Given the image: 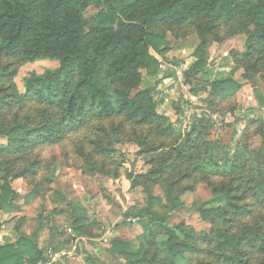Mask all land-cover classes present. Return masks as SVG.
<instances>
[{
	"label": "trees",
	"instance_id": "obj_1",
	"mask_svg": "<svg viewBox=\"0 0 264 264\" xmlns=\"http://www.w3.org/2000/svg\"><path fill=\"white\" fill-rule=\"evenodd\" d=\"M90 6L98 10L93 17L85 15ZM184 26L192 27L199 39L192 53L194 62L184 77L195 81L193 94L207 93L203 101L210 113L215 112L214 103L227 101L241 88L230 77L238 69L244 82L257 86V62L244 65L240 58L227 78L210 79L205 69L210 45L221 41L222 28L228 29L229 38L244 36L241 57L253 59L264 51V0H0V56L21 64L58 63L43 74L32 72L24 77L23 92L16 87L0 88V139L6 141L0 147V210L13 209L19 198L11 181L29 178L35 166L40 167V162L29 160V154L58 144L87 117H121L137 126L155 127L164 137L178 135L180 140L172 152H160L154 167L130 177L131 188H141L144 197L127 204L122 222L135 220L141 233L133 245L110 242L107 251L117 264L186 262L185 253L195 248L185 239L196 238L185 222L170 223L183 208L181 197L195 191L196 182L189 185L185 181L196 173L205 175L211 193L209 201L192 205L201 222L210 225L209 232L199 235L200 242L218 263L264 264V214L251 217L245 203L250 197L264 210V155L255 158L244 145L247 130L258 124L264 146V117L247 122L233 152L220 153L207 139L210 132H204L214 126L210 117L203 114L183 132L177 131L173 120L157 112L154 87L140 88L142 72L155 77L160 70L166 32ZM30 105L33 109H27ZM112 140L110 137L109 144ZM171 157L175 159L169 161ZM21 161L23 165L17 167ZM180 163L185 168L182 171H178ZM209 176L222 179L212 182ZM156 180L165 184L167 204L150 190L148 182ZM38 195L34 189L24 200L29 203ZM74 211V232L94 238L88 226L99 225L90 221L85 210ZM19 227L20 223L15 229ZM60 234L50 248L64 249L66 240ZM43 254L35 235L19 234L15 244L0 247V264H37ZM85 260L92 262L89 256Z\"/></svg>",
	"mask_w": 264,
	"mask_h": 264
},
{
	"label": "rangeland",
	"instance_id": "obj_2",
	"mask_svg": "<svg viewBox=\"0 0 264 264\" xmlns=\"http://www.w3.org/2000/svg\"><path fill=\"white\" fill-rule=\"evenodd\" d=\"M97 12L96 8L90 6L85 15L93 17ZM227 31V28H222L219 35L221 41L210 45L206 66L209 78L229 77L234 62L240 58L241 64L244 65L257 62L260 72L256 74L255 82L260 103L252 87L240 79L239 75L236 76V80L241 82L244 88L227 101L216 103L217 107L214 103L212 111L215 110L213 113L218 117L215 121L211 120L213 128L210 126L204 131L210 132L207 139L213 146H217L220 153L233 152L247 119L264 117V51L256 53L253 59L241 57L240 53L244 51V36L229 38ZM166 41L167 45L160 56L159 72L153 79L142 72L140 88L153 85V81L161 83L164 78L171 79L169 86L163 88L166 89L163 98L160 99L159 93L154 94V97L158 113L161 115L168 113L172 119L179 118L177 131L181 132L185 114L188 116L190 112L196 110L210 111L203 102L207 93L201 90L197 95L193 94L191 90L197 88L195 81L186 80L182 74L184 71L182 64L193 61L192 53L198 46L199 39L192 27L184 26L166 32ZM57 66V62L47 60L21 64L15 58L0 56V75L4 74L0 76V88L16 87L19 92H23V79L29 73L43 74ZM176 71L181 75L176 76ZM11 74L14 75L13 78H10ZM163 101H167L168 104ZM239 105L241 112L237 110ZM27 109H33V106L30 105ZM177 111L180 113H176ZM258 130V124L249 127L246 132L248 139L244 144L247 153H252L255 158L261 153L264 155L262 137ZM110 137L113 138L111 144ZM179 140L178 135L164 137L157 133L155 127L137 126L121 117L102 120L87 117L79 129L67 134L58 144L40 147L27 156L33 162H40V167L35 166L34 174L29 178L11 181V189L19 198L13 203L14 212L8 211L9 215L6 218L0 216V221L5 219L4 224L8 223L6 231L10 233L11 240L15 237L12 228L18 223L21 233L36 232L38 248L43 252L50 248L56 233H62V240H66L64 249L70 252L74 245L75 251L56 264H117L107 251L110 242L121 240L133 245L135 237L141 233L135 220L122 222V213L127 209V204L142 201L144 197L141 188H131L130 177L154 167L160 152L167 150L172 152V148L177 146ZM5 143L4 139H0V146ZM198 143H201V140ZM110 145L112 151L108 152ZM157 147H161L160 151L145 152L148 148ZM173 159L175 158L171 157L169 161ZM23 163L24 161H21L17 167H21ZM179 165L181 167L178 171L185 169L182 163ZM209 177L212 182H219L222 179L221 176ZM204 179L205 175L196 173L185 181L189 185L196 182L195 191L181 197L183 208L174 214L170 223L172 225L180 221L185 222L189 233L196 238L185 239V243L191 246V249L192 247L195 249L187 251L184 257L186 262L180 264H223L216 262L209 254L206 244L198 239L201 233L210 230V225L201 222L198 214L192 209L196 201L206 202L211 198L210 189ZM160 182L162 181L154 184L148 182V185L153 194L161 196L163 202L167 204L163 191L165 184ZM34 189L39 192L38 197L26 203L24 196ZM245 203L248 204L251 217L260 218V215L264 214L263 208L255 199L247 197ZM75 209L85 210L90 221L95 220L100 226V228L91 224L88 226L94 238L81 237L74 232L71 222L76 214ZM88 256L92 262L85 260ZM254 258L257 259L258 256Z\"/></svg>",
	"mask_w": 264,
	"mask_h": 264
},
{
	"label": "crops",
	"instance_id": "obj_3",
	"mask_svg": "<svg viewBox=\"0 0 264 264\" xmlns=\"http://www.w3.org/2000/svg\"><path fill=\"white\" fill-rule=\"evenodd\" d=\"M192 58V57H191ZM190 58V59H191ZM193 59V58H192ZM191 59V60H192ZM194 62V59H193V61H191V62H189V61H186V62H184V64H182V65H184L183 67H184V71H183V76H184V73H185V71H187L188 69H189V67H190V65L192 64ZM233 67V66H232ZM174 70H176V68L174 69ZM208 69H205V71L206 72H208L207 71ZM177 73H176V76H178L179 74L181 75V73H179L178 71H176ZM241 73H242V70L241 69H238L237 71H235L230 77L234 80V81H236L238 84H240L241 85V88L239 89V91L238 92H240L241 91V89H243L244 87H243V85H242V83L241 82H239L238 80H236V76H240V79H242L241 78ZM234 76V77H233ZM149 78H151V79H153L154 77H149ZM179 78V77H178ZM218 78H224V77H217L216 79H218ZM212 79H214V78H212ZM169 80H171L170 78H164L162 81H161V83H157V82H155V81H153L154 82V84L153 85H151L152 87H154V92H153V94H160V99H162L163 98V96H164V92H165V90L166 89H163V88H166V87H168L169 86ZM178 80V79H177ZM179 80H180V78H179ZM243 80V79H242ZM246 83V82H245ZM142 84V83H141ZM145 88V87H144ZM252 91H253V93H254V95L256 96V99L258 100V102L260 103V98H259V92H258V90H257V86L256 87H253L252 88ZM167 92V91H166ZM237 92V93H238ZM236 93V94H237ZM235 94V95H236ZM234 95V96H235ZM207 96V95H206ZM205 96V97H206ZM154 99H155V101H156V98L154 97ZM204 100V99H203ZM164 102V101H163ZM204 102V101H203ZM164 103H166V104H168L167 103V101L166 102H164ZM205 103V102H204ZM206 104V103H205ZM207 105V104H206ZM241 108H240V105H239V107H238V112H241L242 110H240ZM176 113H180L179 111H177ZM160 114V113H159ZM206 115V116H208V117H210L211 119H213L214 121H215V119L218 117L217 116V114H215V113H210L208 110H196L195 112H190L189 113V115L187 116L186 114H185V117H184V119H183V124H182V130H181V132H183L184 130H186L192 123H193V121L195 120V118H200V117H202V115ZM162 115H164V116H167V117H169L171 120H173L174 122H175V125H176V128H177V124H179V122H180V120H179V118H176V119H172L169 115H168V113H162ZM243 120L245 119V117H243L242 118ZM248 121H250V119H247L246 121H245V126H246V124H247V122ZM245 126L243 127L242 126V131L244 130V128H245ZM237 130V129H236ZM241 131V132H242ZM238 133H239V131H237ZM241 134V133H240ZM236 135H237V133H236ZM6 144V143H5ZM4 144V145H5ZM3 144L0 146V147H2V146H4ZM14 210H15V208H13V209H10V210H8V209H3V210H0V216L1 217H3V218H6L9 214H8V211L10 212V211H13L14 212ZM5 219H3V221H0V247H3V246H7V245H12V244H15L17 241H18V238H19V234H24V233H21L20 231H19V229L18 230H16L15 228H16V226H14L13 228H12V230H13V234L15 235V237L13 238L14 240H11V235H10V233L8 232V231H6L7 229H6V227H7V225H8V223H6V224H4L5 222ZM4 224V225H3ZM59 233H56V235H58ZM62 234V233H61ZM60 234V235H61ZM24 235H26V236H32V235H36V232H34V233H32V234H24ZM36 242H37V240H36ZM38 243V242H37ZM59 263V262H58ZM38 264V263H37Z\"/></svg>",
	"mask_w": 264,
	"mask_h": 264
},
{
	"label": "built area",
	"instance_id": "obj_4",
	"mask_svg": "<svg viewBox=\"0 0 264 264\" xmlns=\"http://www.w3.org/2000/svg\"><path fill=\"white\" fill-rule=\"evenodd\" d=\"M72 251H75V246L72 245L71 251H67L66 249L54 250L52 248H48L43 254V260L38 264H56L60 262L64 257H68L71 255Z\"/></svg>",
	"mask_w": 264,
	"mask_h": 264
}]
</instances>
